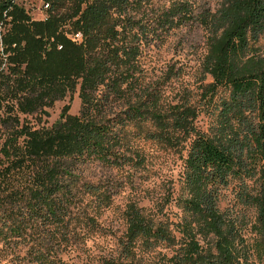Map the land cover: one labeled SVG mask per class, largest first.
Listing matches in <instances>:
<instances>
[{"label": "trees", "instance_id": "trees-1", "mask_svg": "<svg viewBox=\"0 0 264 264\" xmlns=\"http://www.w3.org/2000/svg\"><path fill=\"white\" fill-rule=\"evenodd\" d=\"M45 1V18L33 20L23 8H10V0H0V21L4 11L10 19L4 37L9 64L0 70V81H7L12 112L32 115L76 90L81 102L78 115L64 106L49 128L22 125L1 150L8 164L0 170V191L24 201L28 216L4 226L18 241H32L26 256L56 264L53 252L61 253L70 237L66 216L76 166L125 165L118 153L120 128L150 122L153 139L170 147L182 142L183 150L187 143L175 198L182 216L176 223L162 222L143 208L127 206L125 232L111 264H143L137 249L158 246L171 250L163 264H252L250 250L264 258V52L259 46L264 0H219L217 8L196 19L192 1L177 0L153 28L131 16L146 0ZM192 21L207 32L202 68L210 82L201 94L211 119L206 131L196 129L199 111L192 106L161 110L155 94L136 90L141 40ZM109 98L125 103L113 118L104 114ZM24 173L27 182L18 189L14 181ZM233 180L239 182L240 203L255 209L252 247L219 208L220 190ZM249 181L259 182L258 188L251 190ZM31 219L40 224L31 226ZM3 231L0 227V236ZM50 241L54 250L48 249Z\"/></svg>", "mask_w": 264, "mask_h": 264}, {"label": "rangeland", "instance_id": "rangeland-1", "mask_svg": "<svg viewBox=\"0 0 264 264\" xmlns=\"http://www.w3.org/2000/svg\"><path fill=\"white\" fill-rule=\"evenodd\" d=\"M174 1L177 0H146L131 12V16L142 25L153 28L158 16ZM191 1L195 19L205 10L213 11L219 5V0ZM25 4L24 10L33 20L45 18L40 0H27ZM206 39L207 32L196 21H192L180 28L158 30L156 34H149L146 39L141 40L137 57V93L144 91L155 94L161 110H167L176 104L190 105L197 109L199 115L195 127L199 131H206L211 124V119L203 111L206 110V104L201 99L205 84L210 82V78L204 76L202 68L207 51ZM259 46L264 52V39L259 41ZM2 80L0 170L8 164L1 150L13 131L19 130L22 125L33 129L49 128L59 119L64 106L69 107L70 115H78L81 108L76 90L72 95L42 109L43 111L39 110L32 115H23L18 111L13 113L14 101L9 89L6 90L7 81ZM104 102L107 104L104 114L108 118L115 117L125 109V103L118 99L109 98ZM154 132L155 126L150 122H143L142 125L128 122L120 128L121 145L118 149L125 165L112 167L98 161H89L76 166L74 199L66 216L70 237L62 245L61 253L53 252L51 258L56 264H111L117 257L119 241L125 232L124 212L131 204L143 208L155 220L168 223L180 220L182 211L175 198L180 187L182 158L185 157L187 143L184 150L182 142L170 147L153 139L151 136ZM26 182V173L14 181L19 186L18 189ZM258 184L259 182H247L251 190H256ZM85 185L94 186L96 192L88 191ZM5 194L0 191V227L4 228L0 236V264H40L26 256L31 240L18 241V237L6 231L5 224L17 225L20 223L19 219H27L28 216L24 214V201ZM219 208L236 222L245 244L252 247L256 240L252 228L255 209L240 203L238 181L233 180L220 190ZM39 224L33 219L30 221L31 226ZM54 246L56 247L50 241L48 249L54 250ZM170 253L171 250L164 246L149 251L137 249V256L143 264H163L165 256ZM250 254L252 264H264V258L256 256L251 250Z\"/></svg>", "mask_w": 264, "mask_h": 264}, {"label": "built area", "instance_id": "built-area-1", "mask_svg": "<svg viewBox=\"0 0 264 264\" xmlns=\"http://www.w3.org/2000/svg\"><path fill=\"white\" fill-rule=\"evenodd\" d=\"M41 1V9L44 12L49 8V3L46 2L45 0H40ZM27 0H10V8L12 6H17L23 9H26V4ZM44 19V18H43ZM9 17H7V12L4 11L2 14V20L0 21V70L6 71L8 62H9V57H10V51L7 50V45L5 44L4 37L9 29Z\"/></svg>", "mask_w": 264, "mask_h": 264}]
</instances>
